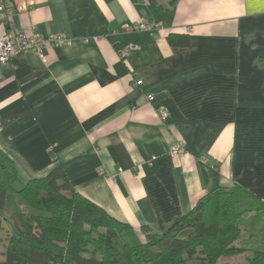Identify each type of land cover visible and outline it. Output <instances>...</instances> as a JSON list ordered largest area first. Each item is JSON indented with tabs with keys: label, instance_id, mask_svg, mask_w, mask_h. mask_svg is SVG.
Here are the masks:
<instances>
[{
	"label": "crops",
	"instance_id": "obj_1",
	"mask_svg": "<svg viewBox=\"0 0 264 264\" xmlns=\"http://www.w3.org/2000/svg\"><path fill=\"white\" fill-rule=\"evenodd\" d=\"M27 1L12 16L17 29L72 42L46 47L45 59L0 62L12 185L61 164L137 243L143 227L164 234L216 187L264 200V0ZM143 21L162 28L123 29ZM8 28L0 19V37ZM171 34L189 44H171ZM177 142L181 155L171 153Z\"/></svg>",
	"mask_w": 264,
	"mask_h": 264
},
{
	"label": "trees",
	"instance_id": "obj_2",
	"mask_svg": "<svg viewBox=\"0 0 264 264\" xmlns=\"http://www.w3.org/2000/svg\"><path fill=\"white\" fill-rule=\"evenodd\" d=\"M170 42L188 45L189 35ZM12 168L0 149V245L4 223L12 228L0 264H264V200L241 185L216 187L167 232L143 227L145 241L132 244L131 225L79 193L61 164L20 188Z\"/></svg>",
	"mask_w": 264,
	"mask_h": 264
},
{
	"label": "built area",
	"instance_id": "obj_3",
	"mask_svg": "<svg viewBox=\"0 0 264 264\" xmlns=\"http://www.w3.org/2000/svg\"><path fill=\"white\" fill-rule=\"evenodd\" d=\"M27 0H0V19L8 24L7 32L0 37V62L12 59L20 53L34 52L42 59H45L44 50L48 46H60L63 44H71V39L64 34H53L43 36L39 33L33 32L27 34L15 27L12 16L16 10H25L29 7ZM162 25L157 22H134L125 23L123 29L127 32L132 31H159ZM129 54L128 49L121 52V57L126 58ZM142 80H138L137 84L141 85ZM149 100H153L152 94L148 95ZM160 115L163 120L168 118V111L160 109ZM185 151L184 145L181 142L175 143L171 148V153L174 155H181ZM104 173L103 169H100Z\"/></svg>",
	"mask_w": 264,
	"mask_h": 264
},
{
	"label": "rangeland",
	"instance_id": "obj_4",
	"mask_svg": "<svg viewBox=\"0 0 264 264\" xmlns=\"http://www.w3.org/2000/svg\"><path fill=\"white\" fill-rule=\"evenodd\" d=\"M14 186L16 188H18V187L20 188L21 187L18 184H14ZM4 228H5V230L2 233V243L0 245V252L1 253H4L5 252V247H6V244H7V236L10 233V229H12L11 228V224L9 222H5L4 223ZM137 242H138V240H134L132 242V244L137 243ZM244 259H245V254H241L239 256H236V257L231 258V262H242Z\"/></svg>",
	"mask_w": 264,
	"mask_h": 264
}]
</instances>
